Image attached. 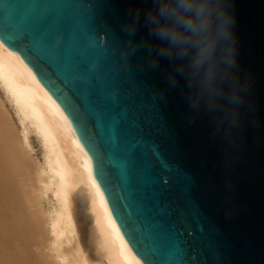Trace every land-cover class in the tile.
<instances>
[{
	"label": "water",
	"instance_id": "95a60500",
	"mask_svg": "<svg viewBox=\"0 0 264 264\" xmlns=\"http://www.w3.org/2000/svg\"><path fill=\"white\" fill-rule=\"evenodd\" d=\"M229 4L248 89L231 129L169 86L167 58L125 60L137 11L133 43H161L152 0H0V42L68 117L141 264H264V0Z\"/></svg>",
	"mask_w": 264,
	"mask_h": 264
},
{
	"label": "bare ground",
	"instance_id": "6f19581e",
	"mask_svg": "<svg viewBox=\"0 0 264 264\" xmlns=\"http://www.w3.org/2000/svg\"><path fill=\"white\" fill-rule=\"evenodd\" d=\"M0 264H141L68 117L1 42Z\"/></svg>",
	"mask_w": 264,
	"mask_h": 264
},
{
	"label": "clouds",
	"instance_id": "9594fccd",
	"mask_svg": "<svg viewBox=\"0 0 264 264\" xmlns=\"http://www.w3.org/2000/svg\"><path fill=\"white\" fill-rule=\"evenodd\" d=\"M141 13L124 26L128 47L124 58L145 48L148 67H159L160 58L174 64L167 80L171 87L183 77L189 90L190 109H203L218 126L234 128L239 120L247 85L237 74V45L233 28L235 19L229 0H152V9L144 15L148 36L160 41L156 46L149 39L133 43ZM227 134V130H226Z\"/></svg>",
	"mask_w": 264,
	"mask_h": 264
},
{
	"label": "rangeland",
	"instance_id": "374dc122",
	"mask_svg": "<svg viewBox=\"0 0 264 264\" xmlns=\"http://www.w3.org/2000/svg\"><path fill=\"white\" fill-rule=\"evenodd\" d=\"M6 107H7V105H6ZM32 145H33V147H34L35 150L38 149L37 143H36V141L34 139H32Z\"/></svg>",
	"mask_w": 264,
	"mask_h": 264
}]
</instances>
